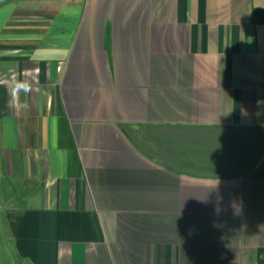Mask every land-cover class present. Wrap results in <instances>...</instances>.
<instances>
[{
    "label": "crops",
    "instance_id": "1",
    "mask_svg": "<svg viewBox=\"0 0 264 264\" xmlns=\"http://www.w3.org/2000/svg\"><path fill=\"white\" fill-rule=\"evenodd\" d=\"M0 167V264H264V0H0Z\"/></svg>",
    "mask_w": 264,
    "mask_h": 264
},
{
    "label": "clouds",
    "instance_id": "2",
    "mask_svg": "<svg viewBox=\"0 0 264 264\" xmlns=\"http://www.w3.org/2000/svg\"><path fill=\"white\" fill-rule=\"evenodd\" d=\"M21 91L25 94L31 91V84L28 81L18 82L12 89V95L17 96ZM23 107L27 108V104L23 105Z\"/></svg>",
    "mask_w": 264,
    "mask_h": 264
},
{
    "label": "rangeland",
    "instance_id": "3",
    "mask_svg": "<svg viewBox=\"0 0 264 264\" xmlns=\"http://www.w3.org/2000/svg\"><path fill=\"white\" fill-rule=\"evenodd\" d=\"M0 167V183L1 181L5 184L6 183V178L8 177L7 176V173ZM2 176H4V178L2 179Z\"/></svg>",
    "mask_w": 264,
    "mask_h": 264
}]
</instances>
